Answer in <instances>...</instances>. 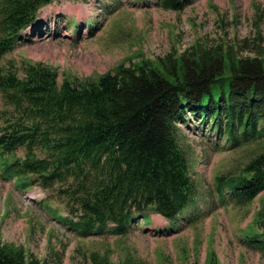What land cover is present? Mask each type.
<instances>
[{
	"label": "trees",
	"instance_id": "trees-1",
	"mask_svg": "<svg viewBox=\"0 0 264 264\" xmlns=\"http://www.w3.org/2000/svg\"><path fill=\"white\" fill-rule=\"evenodd\" d=\"M53 1L0 0V58L19 46L21 30ZM162 3L181 11L192 1ZM241 51L225 43L198 44L182 53L175 47L155 59L140 52L113 74L95 81L65 77L61 85L53 68L28 64L20 77L9 61L0 66V95L7 108L0 113L1 153L39 142L51 159L29 155L22 164L9 165L6 174L40 173L48 184L74 178L72 189L82 193L87 225L121 222L129 212L175 221L194 194L177 125L187 112L219 132L226 127L232 135L264 139V57H240ZM254 152L241 173L249 175L226 183L244 202L264 188V142ZM261 210L257 217L264 226V203ZM207 255L206 264H220L214 249ZM89 259L92 264H141L130 256L115 263L100 251ZM0 264L37 262L22 247L0 240Z\"/></svg>",
	"mask_w": 264,
	"mask_h": 264
},
{
	"label": "rangeland",
	"instance_id": "rangeland-1",
	"mask_svg": "<svg viewBox=\"0 0 264 264\" xmlns=\"http://www.w3.org/2000/svg\"><path fill=\"white\" fill-rule=\"evenodd\" d=\"M73 19L77 28L70 24ZM37 29L24 33L26 41L0 59V66L12 60L23 77L26 64L41 63L56 69L59 84L65 77L96 80L140 52L155 59L175 47L182 53L198 44L232 43L242 50L240 57H264V0H192L180 12L164 10L156 0H55L40 11ZM4 106L0 96V113ZM188 117L179 140L193 162L198 204L175 230H167L169 223L153 215L151 224L139 222L136 226L142 228L123 236H83L54 218L68 215L56 190L35 186L28 192L42 200L28 201L27 192L17 191L0 175L1 242L22 247L37 264H92L94 251L107 252L115 263L130 256L141 264H206L210 245L220 264H264V253L241 240L264 191L249 206L236 208L220 205L214 190L216 176L240 173L257 146L223 148ZM18 154L23 156L24 149Z\"/></svg>",
	"mask_w": 264,
	"mask_h": 264
},
{
	"label": "bare ground",
	"instance_id": "bare-ground-1",
	"mask_svg": "<svg viewBox=\"0 0 264 264\" xmlns=\"http://www.w3.org/2000/svg\"><path fill=\"white\" fill-rule=\"evenodd\" d=\"M223 102V101H222ZM257 113V112H256ZM31 137V136H30ZM31 197V196H30Z\"/></svg>",
	"mask_w": 264,
	"mask_h": 264
}]
</instances>
